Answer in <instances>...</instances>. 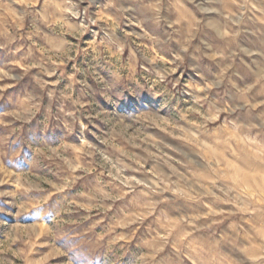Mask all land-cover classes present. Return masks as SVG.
Returning a JSON list of instances; mask_svg holds the SVG:
<instances>
[{
  "label": "rangeland",
  "instance_id": "1",
  "mask_svg": "<svg viewBox=\"0 0 264 264\" xmlns=\"http://www.w3.org/2000/svg\"><path fill=\"white\" fill-rule=\"evenodd\" d=\"M0 264H264V0H0Z\"/></svg>",
  "mask_w": 264,
  "mask_h": 264
}]
</instances>
